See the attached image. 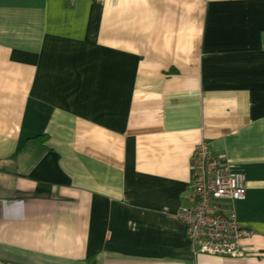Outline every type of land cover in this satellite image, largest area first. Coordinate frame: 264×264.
Segmentation results:
<instances>
[{
	"label": "crops",
	"instance_id": "crops-1",
	"mask_svg": "<svg viewBox=\"0 0 264 264\" xmlns=\"http://www.w3.org/2000/svg\"><path fill=\"white\" fill-rule=\"evenodd\" d=\"M202 142L237 257L174 219ZM0 264H264V0H0Z\"/></svg>",
	"mask_w": 264,
	"mask_h": 264
},
{
	"label": "built area",
	"instance_id": "built-area-1",
	"mask_svg": "<svg viewBox=\"0 0 264 264\" xmlns=\"http://www.w3.org/2000/svg\"><path fill=\"white\" fill-rule=\"evenodd\" d=\"M190 207L174 215L184 224L195 254L237 257L242 255L240 240L250 232L240 225L234 204L246 198V177L233 172L212 155L205 142L192 152L190 164ZM227 204L222 205L221 202Z\"/></svg>",
	"mask_w": 264,
	"mask_h": 264
}]
</instances>
